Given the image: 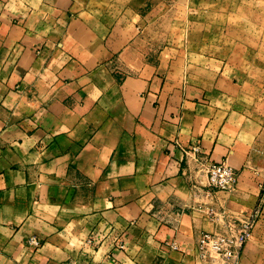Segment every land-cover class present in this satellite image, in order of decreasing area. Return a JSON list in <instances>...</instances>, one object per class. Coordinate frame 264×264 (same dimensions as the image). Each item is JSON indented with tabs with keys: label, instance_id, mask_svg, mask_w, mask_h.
Masks as SVG:
<instances>
[{
	"label": "crops",
	"instance_id": "0c3cea01",
	"mask_svg": "<svg viewBox=\"0 0 264 264\" xmlns=\"http://www.w3.org/2000/svg\"><path fill=\"white\" fill-rule=\"evenodd\" d=\"M187 6L164 34L161 0H0V264H205L202 233L262 212L264 50Z\"/></svg>",
	"mask_w": 264,
	"mask_h": 264
},
{
	"label": "built area",
	"instance_id": "2783aa9c",
	"mask_svg": "<svg viewBox=\"0 0 264 264\" xmlns=\"http://www.w3.org/2000/svg\"><path fill=\"white\" fill-rule=\"evenodd\" d=\"M200 147L194 146L187 154L198 155ZM203 172L207 177V187L216 191H233L237 184V172L227 161H216L209 159ZM257 210L254 215L241 222L240 230L235 234H218L204 232L197 243V254L205 264H241L245 245L252 237L254 227L260 216ZM42 241L37 237H30L26 246L37 250L41 247ZM165 245L171 249L178 250L179 245L172 241Z\"/></svg>",
	"mask_w": 264,
	"mask_h": 264
},
{
	"label": "rangeland",
	"instance_id": "374dc122",
	"mask_svg": "<svg viewBox=\"0 0 264 264\" xmlns=\"http://www.w3.org/2000/svg\"><path fill=\"white\" fill-rule=\"evenodd\" d=\"M168 10H165L163 24L164 34L169 33L170 30V19L174 16H179L180 19L187 20L188 16V6L187 3L190 1L196 5V10L203 9L207 7L209 12L222 11V13L228 16L229 23H234L239 25L242 23H250L249 27H253L256 33V40L253 41L255 46L257 45L259 49L264 50V0H161ZM154 1H148L151 4ZM235 26V25H234ZM236 27V26H235ZM247 29V28H246ZM153 31V28L150 29ZM149 30V31H150ZM152 39L148 36L147 40H143L142 44L145 43L148 47L156 43L155 35ZM168 41L165 37L164 44L167 45ZM260 50V53L261 51ZM257 59H264V56L260 55L255 57ZM251 240L248 244L249 251L251 252L252 264H264V203L262 206V212L258 218L255 225L254 233L252 234ZM246 245V246H247Z\"/></svg>",
	"mask_w": 264,
	"mask_h": 264
}]
</instances>
